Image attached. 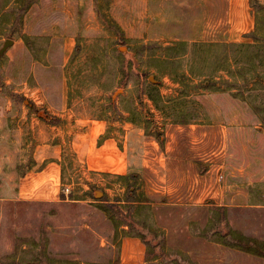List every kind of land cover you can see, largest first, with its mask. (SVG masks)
<instances>
[{"label":"rangeland","instance_id":"1","mask_svg":"<svg viewBox=\"0 0 264 264\" xmlns=\"http://www.w3.org/2000/svg\"><path fill=\"white\" fill-rule=\"evenodd\" d=\"M233 1L224 24L228 0H0V264H119L126 232L141 236L148 264H264V182L245 201L237 188L230 201L196 202L164 192L160 166H144L176 148L172 160L200 164L218 191L240 188L248 147L264 176V76L211 81L199 59L205 76L191 74L198 43H255L213 38L225 25L244 32V0ZM251 1L264 40V0ZM151 88L194 120L163 114ZM39 144L63 152L65 200L12 201L10 174L33 168Z\"/></svg>","mask_w":264,"mask_h":264},{"label":"crops","instance_id":"2","mask_svg":"<svg viewBox=\"0 0 264 264\" xmlns=\"http://www.w3.org/2000/svg\"><path fill=\"white\" fill-rule=\"evenodd\" d=\"M251 0H244V32L241 36L234 35L230 25L224 26L225 33L213 38L218 39H240L244 35L245 38L252 39L249 36L255 31L256 21L254 20L253 10L250 5ZM225 9L222 11L220 18H224V24H232L233 20V9L234 1L228 0L224 4ZM228 20V21H227ZM216 32V31H214ZM247 36V37H246ZM65 116V115H62ZM35 122V120H34ZM39 124V123H38ZM30 126V125H29ZM36 125H32L34 128ZM196 131H200V135H205L206 128L199 126ZM229 129H226V134ZM233 132V130H232ZM250 135L244 134V140L248 141ZM81 151L85 153L91 152L88 147H83ZM244 164L235 167L240 169V174L242 176L241 183H244L242 187H234V185L224 186L223 191H218L213 177L209 174L203 175L197 172L199 165L187 162L185 160H172V155L176 152V148L171 151V158L162 161L158 164L157 160L145 161L144 166L146 168L159 167L160 180H162L161 189L164 192H180L184 191L191 197L192 201L199 202L204 199H217L218 196H224L225 199L236 198L233 191H238L235 193L241 194L244 201L251 197L250 194H258L259 191H254V185L261 184L264 182V176L259 174L260 163L263 162L256 156V149H249L248 147L244 149ZM167 151V155H168ZM250 154V155H249ZM34 160L33 168L30 169L25 174H19L16 170H13L10 174V178L15 179L16 187L13 193L10 194L9 199L12 201H40V202H50L55 203L63 199L62 193V182H63V152L57 148V146L52 145H41L36 146L34 155L32 156ZM261 161V162H259ZM9 162H12L11 159ZM112 168H118L119 162L111 163ZM142 164V163H141ZM13 166L12 163H10ZM236 173V172H235ZM254 186V187H253ZM184 189V190H183ZM231 189V190H230ZM7 193V194H8ZM9 195V194H8ZM241 197V198H242ZM65 198V197H64ZM119 264H148L147 261V248L142 240L138 237H126L122 243L120 252V263Z\"/></svg>","mask_w":264,"mask_h":264},{"label":"trees","instance_id":"3","mask_svg":"<svg viewBox=\"0 0 264 264\" xmlns=\"http://www.w3.org/2000/svg\"><path fill=\"white\" fill-rule=\"evenodd\" d=\"M261 3L260 0H252L251 4L253 8H256V5ZM261 9H264L261 8ZM252 38L255 43H198L194 46V51H192V67L191 74L197 78H202L205 76L204 68H200L199 66L196 68L195 63L198 62V59L201 62H209L210 66L213 68L210 72L211 78H215L211 81H216V78L219 77V74L222 72H226L230 76L234 77H244L246 84L249 82V75L251 74V78H263L264 76V40L259 38L257 35L252 34L249 36ZM263 40V41H262ZM187 44L185 42L179 43V50L185 51ZM223 48V51H219V49ZM260 64V68L263 69L262 72L258 71V64ZM188 78L184 76V80ZM190 80L194 79L189 77ZM221 82H226L227 80L222 78ZM214 83V82H212ZM210 85L208 87H213ZM189 85L184 84V91H187ZM148 97L152 100L156 106V108L161 111L163 114L167 116L168 111L174 112L175 121L180 122L182 124H188L190 121L194 120V116H191V111H186L184 109V103L180 99H165L160 91L157 88H151L148 91ZM186 100V99H185ZM186 103V101H185ZM172 115V116H174ZM160 137V136H159ZM160 139V138H159ZM122 179H128L125 177H120ZM134 181H136L137 177H132ZM132 186H129V191L131 192ZM136 189L133 193L136 194ZM65 196H63V199ZM135 202H139V209H142L146 204L145 201L139 199L129 198L128 204H132ZM124 237H141L138 234H132V232H126Z\"/></svg>","mask_w":264,"mask_h":264},{"label":"water","instance_id":"4","mask_svg":"<svg viewBox=\"0 0 264 264\" xmlns=\"http://www.w3.org/2000/svg\"><path fill=\"white\" fill-rule=\"evenodd\" d=\"M10 44H12V42H11V41H8V42H7V45H6V48H7Z\"/></svg>","mask_w":264,"mask_h":264},{"label":"built area","instance_id":"5","mask_svg":"<svg viewBox=\"0 0 264 264\" xmlns=\"http://www.w3.org/2000/svg\"><path fill=\"white\" fill-rule=\"evenodd\" d=\"M223 178V177H222Z\"/></svg>","mask_w":264,"mask_h":264}]
</instances>
